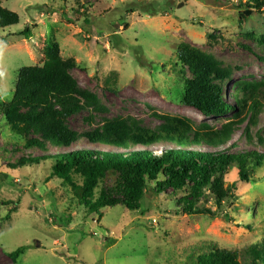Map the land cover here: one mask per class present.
<instances>
[{
	"label": "rangeland",
	"instance_id": "rangeland-1",
	"mask_svg": "<svg viewBox=\"0 0 264 264\" xmlns=\"http://www.w3.org/2000/svg\"><path fill=\"white\" fill-rule=\"evenodd\" d=\"M0 2L20 16L17 26L0 30V103L13 99L18 72L42 65L45 47L58 42L62 57L78 64L72 75L80 87L95 94L105 109L97 112L89 106L71 116L68 125L79 134L116 119L155 129L164 116H185L208 122L218 132L236 122L233 114L207 119L183 104L185 81L192 73L179 63L180 44L234 70L225 89L230 104L235 103L237 80L264 81V45L259 43L264 38V0ZM248 10L253 15L243 23L240 16ZM26 30L29 34L23 35ZM246 131L244 123L216 146L231 153L264 154V112L257 127H250L248 135ZM171 147L153 143L132 150L161 154ZM189 148L212 149L205 142ZM84 149L108 151L85 140L46 152L27 150L0 117V264H196V257L213 245L237 251L244 261L248 247L264 244V164L256 167L252 159L247 182L240 181L238 164L228 169L226 186L236 185V191L221 206L205 191L198 206L216 217L182 213L179 200L188 188L158 195L153 185L140 209L118 205L98 215L53 175L52 163L11 167L27 156ZM115 180L109 176L96 199ZM22 247L26 253L13 261L8 254Z\"/></svg>",
	"mask_w": 264,
	"mask_h": 264
},
{
	"label": "trees",
	"instance_id": "trees-1",
	"mask_svg": "<svg viewBox=\"0 0 264 264\" xmlns=\"http://www.w3.org/2000/svg\"><path fill=\"white\" fill-rule=\"evenodd\" d=\"M252 15L251 10L246 11L240 21L245 23ZM19 23L20 16L0 2V30ZM28 34V30L23 33ZM259 43L264 45V38ZM43 54L42 65L23 67L18 72L13 99L0 103V117H4L11 132L24 141L27 150L46 152L51 146L70 147L85 140L91 145L105 146L108 151L84 149L27 156L11 167L17 170L52 163L53 175L68 184L80 204L92 213L101 215L102 209L118 205L130 211L138 210L153 185L158 195L188 188L186 196L179 200L182 213L216 217L214 212L198 206L205 191H210L221 206L231 192L236 191V185L226 186L225 181L232 164H238L241 182L249 181L251 159L256 167L264 164V154L260 152L231 153L216 146L244 123H247V135L250 127H257L264 112V81L237 80L233 92L235 103L230 104L225 89L233 80L234 70L223 67L220 61L197 48L180 44L179 63L192 73V78L185 81L183 104L207 119L233 114L236 124H224L218 132L208 122L197 123L185 116H164L162 124L155 129L144 127L136 120L116 119L79 134L68 125L71 116L89 106L97 112L105 109L95 94L80 87L72 75L78 64L73 58L62 57L58 42L46 46ZM201 142L212 149L189 148V144ZM153 143L174 147L161 154L149 149L132 150L135 146L147 147ZM109 176L116 179L113 187H103L96 199L97 190ZM76 177L82 184L76 182ZM26 251L22 247L8 256L16 261ZM244 257L242 261L237 251L213 245L196 257V264H264V244L248 247Z\"/></svg>",
	"mask_w": 264,
	"mask_h": 264
},
{
	"label": "water",
	"instance_id": "water-1",
	"mask_svg": "<svg viewBox=\"0 0 264 264\" xmlns=\"http://www.w3.org/2000/svg\"><path fill=\"white\" fill-rule=\"evenodd\" d=\"M40 244L38 243L37 246H39Z\"/></svg>",
	"mask_w": 264,
	"mask_h": 264
}]
</instances>
